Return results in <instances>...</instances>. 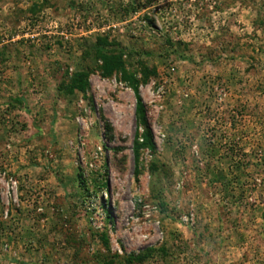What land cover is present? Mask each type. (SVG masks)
Segmentation results:
<instances>
[{
	"label": "rangeland",
	"instance_id": "1",
	"mask_svg": "<svg viewBox=\"0 0 264 264\" xmlns=\"http://www.w3.org/2000/svg\"><path fill=\"white\" fill-rule=\"evenodd\" d=\"M128 77L155 145L138 176ZM82 172L106 188L81 196ZM133 254L264 264V0H0V264Z\"/></svg>",
	"mask_w": 264,
	"mask_h": 264
},
{
	"label": "trees",
	"instance_id": "2",
	"mask_svg": "<svg viewBox=\"0 0 264 264\" xmlns=\"http://www.w3.org/2000/svg\"><path fill=\"white\" fill-rule=\"evenodd\" d=\"M112 60L107 54H103V56H101L103 74L107 77L111 76L113 71H117V72L124 71V64L122 62L121 55L113 56ZM74 80L75 82L71 87L72 89L70 90V93H72V91L73 92L77 91L84 95L87 90V87H86L87 86L86 85L87 75L77 74L74 77ZM127 83H128L129 88L132 90L134 98H135V112H136L137 119L139 121V124L144 128L143 133L141 135H137L134 141V144H133L134 174L138 176L140 173V167H141L140 165L141 151L146 149L148 153L154 154L155 145L153 142L151 131L147 124L145 107L138 93V82L134 77H128ZM106 129L108 130L107 127ZM107 132L105 133L106 134L105 136L108 137L109 139V134H108L109 132L108 133ZM76 181H77L78 187L80 188V191H79L80 195L81 196L83 195L85 197H86L85 194H87L90 191L89 190L90 185H92L93 187L91 192L93 193L94 196L97 195L98 191H102L106 188V182L98 184L97 180H94V179L89 180V177L86 176L83 172L78 173L76 177ZM106 223H110L109 216L106 217ZM101 238H102L104 247L108 250L109 246H108L107 238L105 237V235L102 236ZM151 251L155 252V250H151ZM114 259H115L114 257L110 258L109 260H106L102 264H116L113 261ZM143 259L144 257L133 254L125 258L124 262L125 264H134V263L141 262Z\"/></svg>",
	"mask_w": 264,
	"mask_h": 264
},
{
	"label": "built area",
	"instance_id": "3",
	"mask_svg": "<svg viewBox=\"0 0 264 264\" xmlns=\"http://www.w3.org/2000/svg\"><path fill=\"white\" fill-rule=\"evenodd\" d=\"M98 150L100 151L101 148H98ZM137 206H138V216L141 215L142 219L147 223H150L152 221L156 227L159 226L160 224L159 218H158L159 211L156 206H147L143 204L141 200L137 201ZM4 214L6 215L7 212H5ZM138 216L136 218V221H138L139 219ZM152 217L154 220L152 219ZM194 220H195V217L192 213L186 214L180 217L181 224H183L186 227L192 226L194 224Z\"/></svg>",
	"mask_w": 264,
	"mask_h": 264
}]
</instances>
